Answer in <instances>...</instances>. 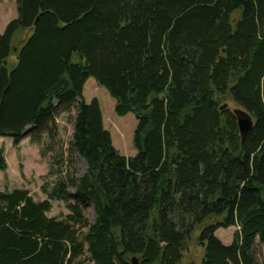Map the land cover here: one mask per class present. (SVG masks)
Returning <instances> with one entry per match:
<instances>
[{"label": "trees", "instance_id": "1", "mask_svg": "<svg viewBox=\"0 0 264 264\" xmlns=\"http://www.w3.org/2000/svg\"><path fill=\"white\" fill-rule=\"evenodd\" d=\"M17 5L0 34V137L55 142L60 113L73 134L43 201L0 191V264H181L190 244L201 264H264V0ZM89 78L135 116V157L113 147L99 102L84 103ZM227 100L252 118L243 140ZM53 202L68 214L48 217ZM221 228L235 229L228 246Z\"/></svg>", "mask_w": 264, "mask_h": 264}, {"label": "rangeland", "instance_id": "2", "mask_svg": "<svg viewBox=\"0 0 264 264\" xmlns=\"http://www.w3.org/2000/svg\"><path fill=\"white\" fill-rule=\"evenodd\" d=\"M237 14L235 15V17ZM18 17L17 0H0V34L6 26ZM14 61V58L13 60ZM83 101L89 104L93 99L99 102L103 127L110 133L112 145L122 156L126 158L135 157L138 149L134 142L135 131L138 122L132 113L119 116L115 113V100L109 95L107 90L99 86L94 78H89L83 87ZM223 105L233 112L240 109L233 102L227 100ZM222 105V106H223ZM74 116L75 113L72 112ZM57 132L55 142L51 141L48 135H41V141L33 142L29 138V129L25 131L23 139L15 146L10 138L0 137V150L3 152V161L6 164V171H0V191L26 189L30 192L35 201H43L44 194L41 191L42 185L47 182L51 186L55 179L47 177L51 157L59 153L60 149L67 161L69 142L73 134V125L66 114H58L56 117ZM47 146V148H46ZM76 172L81 176L85 172V163L76 157ZM51 212L47 214L50 218H62L68 214L66 205L60 202H53ZM86 217L94 222V212L92 208L86 210ZM234 228L218 229L215 232L223 245L232 243ZM204 256L203 247L190 244L188 251L183 254L181 264H201ZM261 262L264 260L262 250L258 255Z\"/></svg>", "mask_w": 264, "mask_h": 264}, {"label": "water", "instance_id": "3", "mask_svg": "<svg viewBox=\"0 0 264 264\" xmlns=\"http://www.w3.org/2000/svg\"><path fill=\"white\" fill-rule=\"evenodd\" d=\"M226 105L221 106L220 110L226 109ZM234 117L236 118L237 128L240 135L241 140L244 139L248 131L253 126V121L251 116L243 109H236L232 112ZM84 162V161H83ZM85 163V162H84ZM132 264H137V261L135 258H132L131 260Z\"/></svg>", "mask_w": 264, "mask_h": 264}]
</instances>
